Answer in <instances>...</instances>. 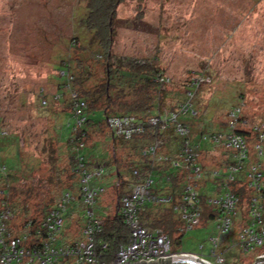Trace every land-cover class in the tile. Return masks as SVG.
<instances>
[{
  "label": "trees",
  "instance_id": "1",
  "mask_svg": "<svg viewBox=\"0 0 264 264\" xmlns=\"http://www.w3.org/2000/svg\"><path fill=\"white\" fill-rule=\"evenodd\" d=\"M83 1L85 13L80 16L81 28L76 30L69 43L65 42L69 53L61 50L51 57L52 68L56 71L53 76L57 80L55 92L49 94L40 90L34 106V114L41 120L47 123L60 121V127L54 124L47 127L46 148L55 151V156L52 164L47 163V169L39 172L37 182L34 173L38 172L36 166L39 164L26 162L28 175H19V171H23V160L19 147H14L19 138L3 128L5 124L0 116V225L3 239L24 237L22 245L30 252L39 250L43 241L50 242L54 249L73 247L86 241L83 231L87 211H91L94 221L100 224L94 238L95 264H109L119 247L127 245L130 239L131 230L121 212L124 200L133 196L136 187L144 186L147 193L132 199L136 220L150 232L161 231L172 247L173 241L182 240L189 231L176 206L180 204L185 188L196 183L200 215L198 225L191 230L207 221L213 222L214 229L217 218L227 216L230 225L220 237L227 235L240 211L241 222L245 221L238 230L239 239L243 228L250 225L255 208L264 219V129L259 128V123L249 124L247 116L233 115L247 100L242 94V84V89L233 93L238 101L223 109L224 118L220 120L217 110L222 108L219 105L222 99L214 95L215 89L210 90V97L201 95L206 88L212 87L213 82L207 62L198 70L189 71L187 78L180 81L168 74L158 45L155 53L146 57L117 55L113 52L121 27L117 11L123 0ZM143 17L142 8L138 7L135 18L141 20ZM100 70L102 76H99ZM215 104L218 109L204 113L205 107ZM125 119L133 126L123 125L121 131L110 122ZM177 126H184L187 132L180 133ZM230 133L244 138L247 152L238 160V169L229 176L228 168L237 160L233 158L235 150L225 147L222 140ZM214 134H221L222 140L214 141ZM101 136H104L102 142L95 140ZM187 149L197 155L193 164L200 168L198 180H191L196 176L192 166L185 162L189 154ZM214 153L221 156L218 168L208 162L215 160ZM209 154L213 156L208 158ZM215 171L221 176H213ZM208 172L210 178H205ZM104 173L108 174L107 184H111L115 194L107 196L106 205L104 200H99L105 187L100 182H92L102 179ZM54 175L58 178L53 181ZM27 177L33 182L22 187L21 180L26 182ZM40 177H47L48 181ZM45 180L46 185L54 184V187L52 193L47 192L41 198L39 186ZM208 182H212L216 190L211 195L205 189ZM84 188L88 192L95 191L90 198L94 202L84 198ZM226 194H232L236 200L228 213L209 202V199H223ZM113 198L115 210L111 214L107 210ZM164 202H172L174 211L164 207ZM62 205L64 209L60 207ZM99 207L104 208V215L97 213ZM54 210L61 211L63 220L58 232L50 237L43 223ZM67 216L73 218L72 223H67ZM65 227L77 237L62 243L60 232ZM175 232L178 238H173ZM226 239L222 242L220 239L217 248L223 264H228L223 256L227 251ZM203 248L202 245L201 252ZM27 259L28 256L23 262L10 264H29ZM66 260L75 264L73 256L67 255L60 256L56 264H65Z\"/></svg>",
  "mask_w": 264,
  "mask_h": 264
},
{
  "label": "rangeland",
  "instance_id": "2",
  "mask_svg": "<svg viewBox=\"0 0 264 264\" xmlns=\"http://www.w3.org/2000/svg\"><path fill=\"white\" fill-rule=\"evenodd\" d=\"M84 4L83 0H0V116L5 124L3 128L19 138V143L14 146L19 147L23 160V171H19V175H28L26 162L39 164L36 166L39 167L38 172L34 173L36 182L40 173L47 169L46 164H52L55 156V151L46 148L47 127L52 124L60 127V121L56 119L47 123L41 120L34 114V106L40 90L44 89L49 94L55 92L57 80L53 76L56 71L52 68L51 57L61 50L67 51L65 42L69 43L76 30L81 28ZM138 7L144 13L141 20L135 18ZM117 17L121 27L113 48L115 54L146 57L155 53L158 45L161 49L159 56L167 66L168 74L180 81L187 78L189 71L198 70L202 63L207 62L213 82L212 87L206 88L201 95L210 97V90L215 89L214 95L222 99V104H219L222 108L217 110L220 120L224 118L223 109L238 101L234 91L237 93L243 86V97H247L242 106L244 116H247L249 124H262L264 0H123ZM60 39L65 40L64 43ZM99 72L102 76L103 72ZM212 100L218 101L217 98ZM23 101L25 104L22 105ZM204 109L205 113L218 109V106L209 105ZM103 138L96 137L95 140L102 142ZM249 151L252 155V148ZM211 156L209 154L208 158ZM104 175L92 182H100L105 187V192L99 194V200H104L105 204L113 190L106 181L108 174ZM40 178L48 181L47 177ZM56 178L58 176L54 175L53 181ZM46 180L39 186L41 198L53 191L54 184L46 185ZM32 182L33 179L27 177L26 182L21 180V186ZM114 202L115 198L109 202L111 214L115 210ZM173 206L172 202H164V207L172 211ZM97 213L104 215V208L99 207ZM240 217L239 211L230 232L220 237L221 242L227 237L224 243L227 251L223 256L228 264H247L263 251L262 247H254L244 252L237 246L238 230L245 221L241 222ZM212 228L213 222L207 221L201 227L189 230L181 242L173 241L172 250L196 252L214 262L209 256L212 248L209 237L216 235L212 234ZM70 233V230L62 228V243L77 237ZM177 236L175 232L173 238ZM200 245L204 247L203 252ZM65 264H69L68 260Z\"/></svg>",
  "mask_w": 264,
  "mask_h": 264
},
{
  "label": "built area",
  "instance_id": "3",
  "mask_svg": "<svg viewBox=\"0 0 264 264\" xmlns=\"http://www.w3.org/2000/svg\"><path fill=\"white\" fill-rule=\"evenodd\" d=\"M233 115L238 118L244 117L242 109H237ZM110 122L111 124L117 125L120 128V131L123 125L128 127L133 126L132 122L128 119H125L122 122L119 120H111ZM259 128L261 130L264 129V122ZM177 131L182 134L187 132L184 126H177ZM126 133L129 134V132ZM213 140L220 142L222 140L221 134H214ZM222 142L225 147L235 150L233 158L236 159L237 162L229 166L227 174L230 176L232 172H235L238 169V160L246 154L247 147L244 138L239 134H227L226 138L222 140ZM186 151H188L189 154H187L185 162L192 166L191 170L196 176L191 178V180H198L201 177L200 168L199 166L193 164L197 155L190 152L189 149ZM213 176H221V173L215 171ZM256 188L258 189V187ZM84 191L86 196L84 198L87 201L94 202L90 198L94 195L95 191L93 190L88 192L86 188H84ZM146 193L147 192L145 191L144 186H139L134 189L132 197L124 200L121 212L125 223L130 227V239L127 245L119 247L118 251L114 255L113 261L109 264H136L137 262L138 264H141L142 262L158 263L167 258H171L172 260L178 257H192L202 264L204 262H207L208 264H223V259L218 253L217 248L220 244V235L226 232L230 225V219L227 216L217 218L218 223L212 232V234L216 233V235H211L209 237V242L213 247L209 256L214 259V262L202 254L184 251L176 252L172 250L170 240L165 234L161 231L150 232L147 228L141 226L136 220L135 207L132 204V199L135 197L137 198L138 195ZM233 198L234 196L232 194H226L223 199H209V202L214 203L218 210L222 209V211L224 210L223 212L228 213L233 209L236 201L234 200L235 198ZM60 207L64 209L63 205ZM176 209L181 212V218L189 230H191L194 225H198L200 215V199L196 184H189L185 188L183 198L181 199L180 204L176 206ZM92 215L93 213L91 211H87L86 224L83 231L86 241L77 243L73 247L67 246L56 249L52 247L50 242L43 241V246L39 250L34 249L31 252L22 245L24 237L11 238L8 241L3 239V229L0 225V248L2 250L0 253V264H10L12 262L20 263L23 262L27 256V262L29 264H56L59 257L62 255L73 256L75 264H95L97 262V257L94 253V238L95 234L100 229V224L98 225L97 221H94ZM252 216L253 218L250 225L243 228L239 234L237 244L244 252H248L254 247H262L263 251L257 255L255 260L249 262L248 264H256L257 262L264 260V219L261 218L260 212L257 208L252 211ZM62 220L63 216L61 215V211L54 210L43 223V226L48 230L50 237L54 236L55 233L58 232L60 226L62 225ZM199 249H202V245H200Z\"/></svg>",
  "mask_w": 264,
  "mask_h": 264
},
{
  "label": "water",
  "instance_id": "4",
  "mask_svg": "<svg viewBox=\"0 0 264 264\" xmlns=\"http://www.w3.org/2000/svg\"><path fill=\"white\" fill-rule=\"evenodd\" d=\"M136 264H138V262ZM141 264H202V263L195 260L192 257H178V258H175L172 260H171V258H167V259H164L158 263H143L142 262ZM203 264H208V263L204 262ZM256 264H264V260L259 261Z\"/></svg>",
  "mask_w": 264,
  "mask_h": 264
},
{
  "label": "crops",
  "instance_id": "5",
  "mask_svg": "<svg viewBox=\"0 0 264 264\" xmlns=\"http://www.w3.org/2000/svg\"><path fill=\"white\" fill-rule=\"evenodd\" d=\"M205 147H206V145H205ZM213 157L215 158V160H213V161H212V160H209V161L207 160V161L210 162L211 166H217V165H218V162H219V160H220V158H221V156H219V154H217V155L214 154ZM217 168H218V166H217ZM209 175H210V173L208 172V174L206 175L205 178H210ZM211 183H212V182H211ZM211 183L208 182V183H207V186H206L205 189H206V192H207V193L210 192V193L212 194V193H215L216 190H215V187L213 186V184H211ZM203 189H204V188H203ZM202 191H203V190H202ZM107 212H109V210H107ZM72 219H73V218H72ZM72 219L68 218V216H67V217H66L67 223H68V221L72 223ZM71 223H70V224H71ZM66 228H68V227H65V229H66ZM69 230H70V228H69Z\"/></svg>",
  "mask_w": 264,
  "mask_h": 264
},
{
  "label": "bare ground",
  "instance_id": "6",
  "mask_svg": "<svg viewBox=\"0 0 264 264\" xmlns=\"http://www.w3.org/2000/svg\"><path fill=\"white\" fill-rule=\"evenodd\" d=\"M175 259V258H174Z\"/></svg>",
  "mask_w": 264,
  "mask_h": 264
},
{
  "label": "clouds",
  "instance_id": "7",
  "mask_svg": "<svg viewBox=\"0 0 264 264\" xmlns=\"http://www.w3.org/2000/svg\"><path fill=\"white\" fill-rule=\"evenodd\" d=\"M185 252V251H184Z\"/></svg>",
  "mask_w": 264,
  "mask_h": 264
}]
</instances>
